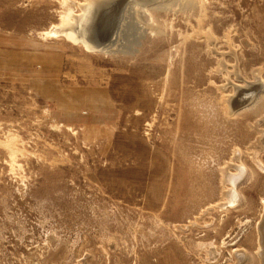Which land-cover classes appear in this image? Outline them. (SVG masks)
<instances>
[{
	"label": "rangeland",
	"instance_id": "374dc122",
	"mask_svg": "<svg viewBox=\"0 0 264 264\" xmlns=\"http://www.w3.org/2000/svg\"><path fill=\"white\" fill-rule=\"evenodd\" d=\"M263 226L264 0H0V264H264Z\"/></svg>",
	"mask_w": 264,
	"mask_h": 264
},
{
	"label": "bare ground",
	"instance_id": "6f19581e",
	"mask_svg": "<svg viewBox=\"0 0 264 264\" xmlns=\"http://www.w3.org/2000/svg\"><path fill=\"white\" fill-rule=\"evenodd\" d=\"M129 3H131V2H129ZM128 3V4H129ZM127 4V5H128ZM127 5L125 6V8H124V10L122 11L123 13L122 14H124V11H125V9H126V7H127ZM129 8V7H128ZM88 12H91L92 14H95V8L93 9V6H92V8H91V6H90V8H88V10H87ZM125 13H127V12H125ZM92 14H91V16H89V18H87L86 20H85V26H84V29H83V33H81L79 36H80V38L83 40V42L85 43V44H87V46H89L90 48H92V49H95V43H97L96 41H94L93 39H91L92 37H91V24H92V21H91V18H92ZM122 17H123V15H122ZM122 17H121V19H122ZM124 18V17H123ZM121 21V20H120ZM124 21V20H123ZM124 23H125V21H124ZM124 23H123V25H124ZM119 26H120V23H119V25H118V28H119ZM120 29V28H119ZM74 32V31H73ZM118 34H120V30H118L117 29V35ZM72 38H74V40H76V41H79L78 40V38L76 37V33H75V35L74 34H71L70 35ZM121 37V36H120ZM107 47H110V49L111 48H113V47H115V43H112L111 45H108V46H105V45H103L102 47H96L97 49H95V50H103V49H106ZM108 49V48H107ZM109 50V49H108ZM263 229H264V226H263ZM263 239H264V230H263ZM263 239H262V241H263ZM264 242V241H263ZM262 246L264 247V245H263V243H262ZM263 254H264V249H263Z\"/></svg>",
	"mask_w": 264,
	"mask_h": 264
},
{
	"label": "water",
	"instance_id": "95a60500",
	"mask_svg": "<svg viewBox=\"0 0 264 264\" xmlns=\"http://www.w3.org/2000/svg\"><path fill=\"white\" fill-rule=\"evenodd\" d=\"M104 44H103V42H97V43H95V46L96 47H101V46H103Z\"/></svg>",
	"mask_w": 264,
	"mask_h": 264
}]
</instances>
